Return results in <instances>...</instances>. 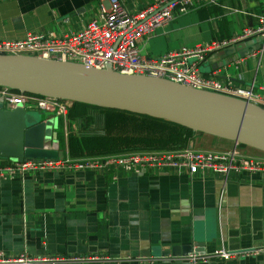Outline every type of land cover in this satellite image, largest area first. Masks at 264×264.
<instances>
[{
    "label": "crops",
    "instance_id": "crops-1",
    "mask_svg": "<svg viewBox=\"0 0 264 264\" xmlns=\"http://www.w3.org/2000/svg\"><path fill=\"white\" fill-rule=\"evenodd\" d=\"M122 1L129 11L136 12L158 0ZM108 7L109 0H5L0 2V41L23 39L33 32L48 37L76 33L93 19L100 20ZM263 15L264 0H221L219 5L177 16L144 36L138 48L144 55L159 57L184 46L221 42L255 25ZM255 39L209 53L201 72L233 86H252L255 95L251 102L264 108V48L249 53L256 47ZM235 53L247 54L236 61ZM228 61L231 63L224 64ZM68 110L57 128L52 125L58 159L105 156L72 153L76 149L69 143L71 136L81 139L105 134L104 112L87 109L85 120V116L72 119ZM48 119L53 116L41 115L42 121ZM119 124L109 126L112 133ZM194 134L188 146L211 150L204 142L192 145L194 138L209 135ZM216 146L219 150L215 151H225L235 143L219 139ZM237 147L251 155L246 151L250 146ZM175 150L179 149H132L108 155ZM258 156L264 157V153ZM219 249L258 252L196 263L186 257L191 252L212 256ZM161 251L176 256L167 253L169 257L157 261L146 258L148 254L159 256ZM0 252L89 258L60 264H264V172L190 176L184 170L137 165L0 176Z\"/></svg>",
    "mask_w": 264,
    "mask_h": 264
},
{
    "label": "built area",
    "instance_id": "built-area-1",
    "mask_svg": "<svg viewBox=\"0 0 264 264\" xmlns=\"http://www.w3.org/2000/svg\"><path fill=\"white\" fill-rule=\"evenodd\" d=\"M5 0H0V2ZM221 0H158L143 9L131 12L122 0H109V7L102 11L100 20L93 19L76 33L59 37H48L41 33H27L23 39L1 40L0 54L28 55L42 59L79 63L102 69L109 65L114 71L127 74L149 75L171 80L178 84L198 89L210 90L251 102L253 88H242L219 79L202 75L200 66L209 53L229 44L249 38L264 39V15L257 23L242 28L240 33L228 40L207 45L181 47L159 57L144 55L138 42L155 29L169 24L177 16L189 13L206 5H219ZM234 13L240 12L222 5ZM264 48V46L262 47ZM0 103L4 107L22 106L26 109L45 111L50 115L64 118L68 110V100L35 96L14 92L0 87ZM230 150H200L192 146L175 151H147L123 155L74 160L60 159L10 160L0 163V176H11L25 172L98 171L113 166H141L161 170L163 168L184 170L190 176L197 173L229 175L241 172H264V157L244 155L237 147ZM257 249L241 254L225 249L216 250L212 256L191 252L186 257L192 263L210 258L227 260L239 255L257 254ZM89 258L64 255H30L26 252L6 255L0 252V264H60L81 263Z\"/></svg>",
    "mask_w": 264,
    "mask_h": 264
},
{
    "label": "water",
    "instance_id": "water-1",
    "mask_svg": "<svg viewBox=\"0 0 264 264\" xmlns=\"http://www.w3.org/2000/svg\"><path fill=\"white\" fill-rule=\"evenodd\" d=\"M255 41L256 47L249 53L264 46V39L257 37ZM245 54L235 53L236 61ZM0 87L165 119L194 132L250 146L264 153L263 107L168 79L120 73L109 65L97 69L35 56L0 54ZM37 112L22 106L8 108L0 103V157L58 159L52 125L57 128L59 119L53 116V119L42 121L40 112L50 113ZM193 242L203 245L202 241ZM167 253L148 254L146 258L157 261L169 257L168 254L176 256L175 252Z\"/></svg>",
    "mask_w": 264,
    "mask_h": 264
},
{
    "label": "trees",
    "instance_id": "trees-1",
    "mask_svg": "<svg viewBox=\"0 0 264 264\" xmlns=\"http://www.w3.org/2000/svg\"><path fill=\"white\" fill-rule=\"evenodd\" d=\"M12 91L19 92L17 90ZM87 109L104 112L102 124L106 127V133L95 136L86 135V137L81 139L71 136L69 138V143L75 146L76 149V151L72 153L89 152V154L92 155L106 156L108 154L132 149H181L188 146L189 139L194 133V131L189 128L165 119L154 118L124 110L100 108L80 102H72L68 110V115L72 119L85 116V120H87L89 117L86 112ZM117 123L121 124L116 126L117 131L112 133V127L109 126ZM0 158L6 159L3 157Z\"/></svg>",
    "mask_w": 264,
    "mask_h": 264
},
{
    "label": "rangeland",
    "instance_id": "rangeland-1",
    "mask_svg": "<svg viewBox=\"0 0 264 264\" xmlns=\"http://www.w3.org/2000/svg\"><path fill=\"white\" fill-rule=\"evenodd\" d=\"M199 69L202 70V66H200ZM34 113H36V112H34ZM40 114L47 115L46 113H43V112H40ZM194 135H196V134L193 133L192 136H194ZM218 140H219L218 138H215L212 136H209L208 138L206 136H201V137L198 136V137L194 138V141H192V145L197 146V145L204 142L205 146H208L207 148H210L211 150L212 149L219 150V149H217L218 147L216 146L218 143ZM246 151L249 152L251 155H249L245 152H243V154L246 156H250V157H260V156H258V154L263 153V152H260L259 150L251 148V147L246 148ZM140 152H147V151H140ZM0 160H2V159L0 158Z\"/></svg>",
    "mask_w": 264,
    "mask_h": 264
}]
</instances>
